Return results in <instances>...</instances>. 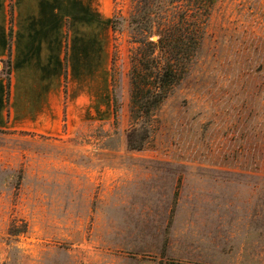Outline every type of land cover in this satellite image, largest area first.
I'll list each match as a JSON object with an SVG mask.
<instances>
[{"label":"rangeland","instance_id":"1","mask_svg":"<svg viewBox=\"0 0 264 264\" xmlns=\"http://www.w3.org/2000/svg\"><path fill=\"white\" fill-rule=\"evenodd\" d=\"M138 4L113 0L105 130H0V264H264V0H217L149 109L163 60L132 34Z\"/></svg>","mask_w":264,"mask_h":264},{"label":"crops","instance_id":"2","mask_svg":"<svg viewBox=\"0 0 264 264\" xmlns=\"http://www.w3.org/2000/svg\"><path fill=\"white\" fill-rule=\"evenodd\" d=\"M113 17V0H0V130H105L115 118Z\"/></svg>","mask_w":264,"mask_h":264},{"label":"trees","instance_id":"3","mask_svg":"<svg viewBox=\"0 0 264 264\" xmlns=\"http://www.w3.org/2000/svg\"><path fill=\"white\" fill-rule=\"evenodd\" d=\"M216 3L217 0H139L135 13L128 20L132 34L137 42L147 47L150 55L155 57L153 64L159 58L163 60V62H156L159 64L155 67L146 65L147 70L151 71L149 81L153 83V86L144 92L143 108L160 106L167 98L168 88L182 80L185 60L181 57L184 55L190 57L191 53L198 51L202 36L201 22L209 17ZM186 6L195 16L186 12L184 9ZM173 7V14L177 12L174 16L171 13ZM113 27L116 30L115 19ZM153 35L159 37L158 42L148 41ZM4 75L9 80L10 89V61L5 66ZM140 127L141 130L135 129L129 134L131 150H140L143 147L144 141L142 143L134 141L137 132L141 131L142 134L149 135L146 123Z\"/></svg>","mask_w":264,"mask_h":264},{"label":"water","instance_id":"4","mask_svg":"<svg viewBox=\"0 0 264 264\" xmlns=\"http://www.w3.org/2000/svg\"><path fill=\"white\" fill-rule=\"evenodd\" d=\"M153 40H154V41H158L159 38H158L157 36H154V37H153Z\"/></svg>","mask_w":264,"mask_h":264}]
</instances>
